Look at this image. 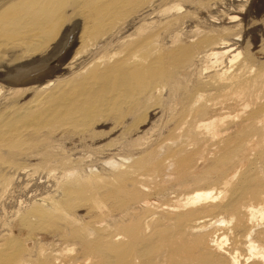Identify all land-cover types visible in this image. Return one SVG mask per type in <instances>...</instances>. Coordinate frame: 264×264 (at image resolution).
I'll return each instance as SVG.
<instances>
[{"label":"bare ground","instance_id":"obj_1","mask_svg":"<svg viewBox=\"0 0 264 264\" xmlns=\"http://www.w3.org/2000/svg\"><path fill=\"white\" fill-rule=\"evenodd\" d=\"M166 1L0 0V264H264V63Z\"/></svg>","mask_w":264,"mask_h":264},{"label":"rangeland","instance_id":"obj_2","mask_svg":"<svg viewBox=\"0 0 264 264\" xmlns=\"http://www.w3.org/2000/svg\"><path fill=\"white\" fill-rule=\"evenodd\" d=\"M229 2H223L219 0H168L166 1V5L164 7L167 8L169 4L170 6L186 5L188 7V11H185V9H183L182 11L178 12V15L183 17L185 23L184 25H182V27L179 28V31L181 33L184 32L189 36L195 35V37L192 38L193 43L198 39L197 37H199L200 35H203L205 33H213L215 26L229 29V27L238 25L237 28L232 27V31L230 32L228 30H224L223 36H228L230 39L233 38L240 40L239 42H241L242 50H244L243 56L245 57V55H247L248 53L251 54L256 61V65L260 67L264 63V0H229ZM186 12L188 13V15L185 16L184 14H187ZM151 17L152 16H150V18ZM229 17H236V19L234 21H230ZM80 44L81 42H79V44L77 42L76 45L72 48L69 55L71 58L72 55L73 57L75 56L74 53H76ZM67 63H65L52 77L56 78L62 73H66L69 70V67H67ZM47 80H49V78ZM47 80H44L43 82ZM0 84L2 86H8L4 81V77L1 76ZM1 94L2 93H0V95ZM27 97L28 98L26 101L31 98L29 96ZM154 122L156 123V126L159 130L158 139L160 141L161 139L168 136L170 130L172 129V126H168L169 111H165L155 107L151 108V110L146 111L144 115V121L141 122L138 126L139 132L143 133L149 130ZM98 126L100 127V129H98L97 131L103 133L104 135L110 136L112 139L124 136V132L125 130H127V128L125 129L124 126H116L113 123L108 122L107 120H102L98 123ZM78 143L79 142H77V145H79ZM92 151L94 152L95 148H92ZM85 152L87 151L83 149L81 151L80 147V149H77V152L75 153L81 154Z\"/></svg>","mask_w":264,"mask_h":264}]
</instances>
